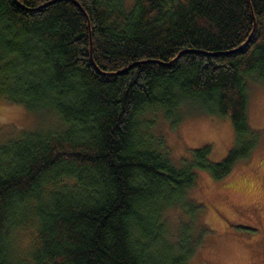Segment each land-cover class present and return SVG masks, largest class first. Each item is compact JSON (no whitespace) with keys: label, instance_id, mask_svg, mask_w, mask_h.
<instances>
[{"label":"trees","instance_id":"obj_1","mask_svg":"<svg viewBox=\"0 0 264 264\" xmlns=\"http://www.w3.org/2000/svg\"><path fill=\"white\" fill-rule=\"evenodd\" d=\"M255 81L264 0H0V98L47 123L0 143V264H188L206 227L187 191L259 144ZM192 102L231 121L219 162L202 146L176 164L146 136L147 113Z\"/></svg>","mask_w":264,"mask_h":264},{"label":"rangeland","instance_id":"obj_2","mask_svg":"<svg viewBox=\"0 0 264 264\" xmlns=\"http://www.w3.org/2000/svg\"><path fill=\"white\" fill-rule=\"evenodd\" d=\"M134 0H123L129 9ZM247 123L260 138L247 159L236 160L230 173L215 179L208 171L195 170V184L187 191L188 199L202 207L201 222L206 227L203 244L188 264H264V83L248 86ZM147 113L146 136L154 145L161 142L174 163L188 158L202 146L211 149L209 159L221 161L234 147V132L227 116L206 113L197 102L177 110L178 122L162 112ZM23 106L0 98V143L47 125ZM43 121V122H41ZM177 210L165 213L168 227H175ZM33 229L20 230L14 236L17 254L26 256L31 248Z\"/></svg>","mask_w":264,"mask_h":264}]
</instances>
